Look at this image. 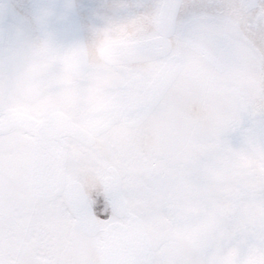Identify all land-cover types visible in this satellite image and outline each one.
<instances>
[{
  "label": "snow or ice",
  "instance_id": "1",
  "mask_svg": "<svg viewBox=\"0 0 264 264\" xmlns=\"http://www.w3.org/2000/svg\"><path fill=\"white\" fill-rule=\"evenodd\" d=\"M105 8L39 103L0 43V264H264V0Z\"/></svg>",
  "mask_w": 264,
  "mask_h": 264
},
{
  "label": "rangeland",
  "instance_id": "2",
  "mask_svg": "<svg viewBox=\"0 0 264 264\" xmlns=\"http://www.w3.org/2000/svg\"><path fill=\"white\" fill-rule=\"evenodd\" d=\"M114 0H0V43L19 41L22 71L18 99L39 103L41 78L55 68L65 76L79 75L107 55L116 43L100 15ZM71 3L72 8H66Z\"/></svg>",
  "mask_w": 264,
  "mask_h": 264
}]
</instances>
